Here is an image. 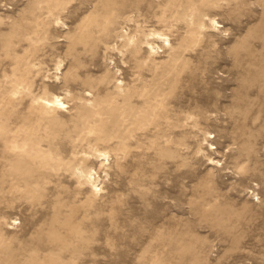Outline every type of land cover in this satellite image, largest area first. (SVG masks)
Masks as SVG:
<instances>
[{"label":"rangeland","instance_id":"obj_1","mask_svg":"<svg viewBox=\"0 0 264 264\" xmlns=\"http://www.w3.org/2000/svg\"><path fill=\"white\" fill-rule=\"evenodd\" d=\"M115 2L0 0V264H264V0Z\"/></svg>","mask_w":264,"mask_h":264},{"label":"bare ground","instance_id":"obj_2","mask_svg":"<svg viewBox=\"0 0 264 264\" xmlns=\"http://www.w3.org/2000/svg\"><path fill=\"white\" fill-rule=\"evenodd\" d=\"M114 1V0H113ZM116 1V0H115ZM110 2L109 0H107V3L108 4H111V5H114V3L116 4V2ZM109 14V13H108ZM103 17V16H102ZM103 19V18H102ZM101 19V20H102ZM102 21H104V19L102 20ZM208 22H210V21H208ZM211 22H213V23H216V19H212L211 18ZM210 22V23H211ZM100 24H102V22L100 23ZM158 38H160V39H162V41L164 42L165 40H168L169 38L167 37V36H165V35H158ZM165 46V45H164ZM155 49V48H154ZM51 100V99H50ZM49 100V101H50ZM62 100V98L60 99V97L59 96H55V98H54V100L52 101V103L53 104H59V105H63L64 103L61 101ZM100 162V161H99ZM83 170V169H82ZM87 171V170H86ZM84 172V171H83ZM105 175V174H104ZM85 178V177H84ZM100 186V185H99ZM98 187V186H97Z\"/></svg>","mask_w":264,"mask_h":264}]
</instances>
